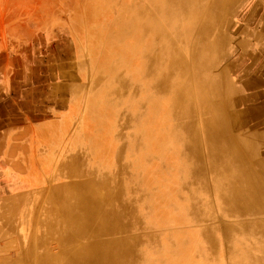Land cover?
<instances>
[{"label":"bare ground","instance_id":"obj_1","mask_svg":"<svg viewBox=\"0 0 264 264\" xmlns=\"http://www.w3.org/2000/svg\"><path fill=\"white\" fill-rule=\"evenodd\" d=\"M222 1L207 12L196 0L138 2L107 37L83 121L117 150L103 166L108 151L98 139L93 159L78 149L57 164L56 177L71 181L51 187L34 244L55 241L60 250L36 264H198L236 244L244 251L234 262L264 264V133L236 134L243 117L229 111L223 70L212 72L216 40H204V21ZM79 96L72 92L73 105ZM154 162L171 172L156 174ZM155 210L154 222L183 217L193 229L160 242L149 221Z\"/></svg>","mask_w":264,"mask_h":264},{"label":"rangeland","instance_id":"obj_2","mask_svg":"<svg viewBox=\"0 0 264 264\" xmlns=\"http://www.w3.org/2000/svg\"><path fill=\"white\" fill-rule=\"evenodd\" d=\"M2 1L5 3L1 6L2 15L11 19L13 36L17 31L19 33V29L21 30L20 36L23 32V36L26 37L25 45L29 43V38L35 29L41 32L51 28V26H58L60 61L62 65L68 64L61 69L59 80L76 85L74 91H78L81 95L78 99L83 101L82 104L80 102L79 105H73L72 92L74 91H71V97H68L64 105L60 104L57 108L58 112L53 117L51 114L45 115L46 120L43 122V126L39 127L37 134L38 153L35 149L37 146L35 138L12 139L15 141L13 144L16 143L14 147L16 152H13V156L21 157L27 154L31 159L34 158L36 161L38 159L39 169H32L21 175L19 171H14V175L11 174L9 181L3 174V158L0 157V183H4L2 185L4 187H0L3 189L0 194V264H36L38 258L53 257L60 250V245L55 241L47 240L41 245L34 244V241L38 243L39 231L41 230L39 220L43 219L40 212L46 209L45 203L47 201L44 202V200L49 197L52 191L51 187L71 181V179L56 177L57 164L59 162L61 164L63 159L71 156L78 149L85 150L88 156L93 159L90 150H94L93 152L96 153L97 149H94V142L99 139L101 142L99 150L108 151V155L104 158L108 163L103 166H111L113 152L117 150V145L115 147L109 137L84 126L83 104L85 98L83 95L89 86L90 76L93 75L96 68L97 58L95 55L103 50L107 37L111 33L117 32L118 26L126 21L125 19H128L132 13V5L142 1L144 5H148L149 0ZM215 1L196 0V4L207 12ZM256 1L224 0L222 4L215 6L214 17L211 16L204 21L208 30L211 29L205 34L204 40L210 42L215 39L218 54L221 56V60L215 65L212 72L218 74L223 70L225 75L223 81L226 83H222V85H228L227 96L234 100L229 111L239 113L234 115H242L241 117H243L240 121L241 125L235 132L245 137L253 132L264 133V85L247 83V77L250 76V73L255 72L260 57L258 55V58L247 56L251 51L250 43L245 41L242 33L247 7L253 6ZM148 7L151 8V4ZM17 23L21 26H18ZM54 48H56L55 43ZM262 60L264 61V54ZM80 88L81 90H79ZM118 133L122 134L123 132L118 130ZM17 141L22 143L19 145ZM261 149L262 155H264L263 143ZM25 150L28 153H25ZM0 156H4L3 152ZM256 156L261 158V154L258 152L254 154L255 159H258ZM98 159L99 157H96L95 160ZM155 163H153V167L156 174L163 176L170 171L169 169L166 170L165 166H159L163 162ZM29 174H31V178L25 177ZM35 178L37 179L36 182L34 181ZM17 182H21V184L18 183L21 186ZM149 187V191L153 192L154 185ZM169 202L171 203V201ZM156 216L157 210L149 215V221L154 222L153 219ZM190 224L182 217L181 222L174 225L154 222L151 227L156 236L159 237V241H166L168 244L171 233L179 235L181 232H190L189 230L193 229ZM166 243L162 244L166 245ZM232 243H228V246ZM191 247L190 253L192 252L195 257V253L199 250L193 244ZM232 248L233 250L230 249L229 251L215 249L213 255L206 257L205 262L200 261L198 264H237V260L236 262L234 260L244 250L238 244ZM196 260L195 258L194 261L196 262Z\"/></svg>","mask_w":264,"mask_h":264},{"label":"crops","instance_id":"obj_3","mask_svg":"<svg viewBox=\"0 0 264 264\" xmlns=\"http://www.w3.org/2000/svg\"><path fill=\"white\" fill-rule=\"evenodd\" d=\"M264 1L257 0L247 7V15L242 33L245 41L250 43L247 56L260 57L255 72L247 77L251 85H264ZM3 1L0 0V154L3 152V174L10 181L11 174H19L32 169H39L37 161L30 156H13L16 143L12 139L33 137L37 141L36 152H39L37 138L39 127L46 120L45 115L56 114L60 104H65L76 85L61 82V69L68 64H61L59 52V28H48L45 31L32 32L29 43L26 37L17 31L13 36L10 18L1 12ZM18 26H21L17 23ZM55 41V42H54ZM54 43L55 47L54 48ZM254 50V51H253ZM257 52V53H256ZM258 55V56H257ZM260 70V71H259ZM66 72V71H63ZM259 74V75H258ZM52 121V119H50ZM45 126V125H44ZM18 142V141H17ZM22 142H18L20 145ZM33 152V149L31 150ZM25 153H28L25 150ZM26 175L25 177L30 176ZM36 178L34 181L36 182ZM19 181V180H18ZM21 182H17V184ZM4 183H0V187ZM19 185V184H18ZM17 185V186H18ZM21 186V185H19ZM0 188V194H1Z\"/></svg>","mask_w":264,"mask_h":264}]
</instances>
